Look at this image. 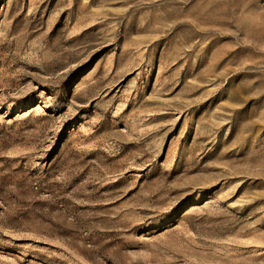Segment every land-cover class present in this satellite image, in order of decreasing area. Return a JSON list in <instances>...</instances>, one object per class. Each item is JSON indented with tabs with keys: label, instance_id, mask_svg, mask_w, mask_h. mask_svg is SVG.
I'll return each instance as SVG.
<instances>
[{
	"label": "rangeland",
	"instance_id": "374dc122",
	"mask_svg": "<svg viewBox=\"0 0 264 264\" xmlns=\"http://www.w3.org/2000/svg\"><path fill=\"white\" fill-rule=\"evenodd\" d=\"M0 264H264V0H0Z\"/></svg>",
	"mask_w": 264,
	"mask_h": 264
}]
</instances>
